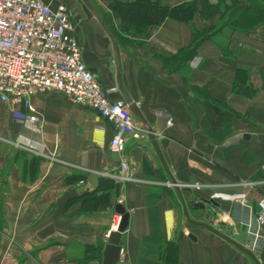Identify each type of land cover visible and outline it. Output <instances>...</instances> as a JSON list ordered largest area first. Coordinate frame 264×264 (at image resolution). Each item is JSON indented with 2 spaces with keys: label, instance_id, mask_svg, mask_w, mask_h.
Instances as JSON below:
<instances>
[{
  "label": "crops",
  "instance_id": "0c3cea01",
  "mask_svg": "<svg viewBox=\"0 0 264 264\" xmlns=\"http://www.w3.org/2000/svg\"><path fill=\"white\" fill-rule=\"evenodd\" d=\"M111 1L91 0L96 16L84 0H69L79 7L74 22L83 58L106 86L119 87V65L164 162L136 115L144 136L129 139L126 150L136 181L120 184L121 158L109 149L114 127L97 111L62 94L36 96L33 110L0 100V264H101L122 195L130 213L124 264H138L142 240L152 234L155 197L180 264H257L231 241L187 221L173 178L186 203L218 204L189 210L192 218L233 226L264 264V242L253 250L245 226L264 197V0H208L218 5L208 16L199 0L190 22L166 18L131 42L119 38L122 20ZM120 95L119 88L113 96ZM91 192L98 198H87Z\"/></svg>",
  "mask_w": 264,
  "mask_h": 264
},
{
  "label": "built area",
  "instance_id": "2783aa9c",
  "mask_svg": "<svg viewBox=\"0 0 264 264\" xmlns=\"http://www.w3.org/2000/svg\"><path fill=\"white\" fill-rule=\"evenodd\" d=\"M73 8L69 0H0V100L33 110L36 96L62 94L73 104L97 111L114 127L109 149L121 158L117 181L134 182L136 168L128 159L127 142L142 138L143 128L126 100L113 96L119 87L106 86L84 61ZM30 120L37 121V115L31 114ZM123 202L122 195L117 203ZM121 221L122 214L115 211L106 240ZM245 226L256 250L264 242L263 196Z\"/></svg>",
  "mask_w": 264,
  "mask_h": 264
},
{
  "label": "trees",
  "instance_id": "16d2710c",
  "mask_svg": "<svg viewBox=\"0 0 264 264\" xmlns=\"http://www.w3.org/2000/svg\"><path fill=\"white\" fill-rule=\"evenodd\" d=\"M205 9V16L210 15L218 8V5L211 4L208 0H201ZM198 1H189L176 5L163 4L159 0H112L110 8L118 14L122 20V30L125 33L144 34L146 26L149 29L161 24L166 18H174L190 22L198 9ZM138 8L141 10L138 12ZM125 11V14H124ZM254 11H252V16ZM136 17L137 23L132 22ZM129 19L131 21H129ZM192 57L195 52L193 48ZM187 58V59H188ZM116 190L119 188L114 184ZM87 198L97 199L98 193L91 192ZM154 197V195H153ZM93 201V200H92ZM157 198L152 201L151 221L152 234L145 236L142 240V247L138 264H180L179 247L176 241H168L162 228Z\"/></svg>",
  "mask_w": 264,
  "mask_h": 264
},
{
  "label": "water",
  "instance_id": "95a60500",
  "mask_svg": "<svg viewBox=\"0 0 264 264\" xmlns=\"http://www.w3.org/2000/svg\"><path fill=\"white\" fill-rule=\"evenodd\" d=\"M85 3L93 10V12L96 14V16H99V12L96 10V7L93 5L91 0H84ZM112 38L114 39V44H115V49L117 50V42L115 37L112 35ZM118 82H119V88L120 91L126 100L127 104L129 105L131 111L137 115L143 122L144 124L148 127L150 133V136L153 138V144L155 148L158 151V154L160 155L161 159L163 160L162 153L160 149L158 148L157 142L154 139V133L152 128L148 126V123L146 122L138 104L134 99L128 96V94L125 92V89L122 84V79H121V71L118 65ZM246 137H249L250 135L247 133L245 134ZM164 162V160H163ZM165 164V163H164ZM167 167V166H166ZM168 169V167H167ZM170 173V172H169ZM171 176V174H170ZM173 184L176 186V190L179 194V196L182 199L183 202V209H184V214L187 218V221L190 222L191 224L195 225H200L204 226L216 234L222 236L223 238L231 241L233 244H235L238 248L249 254L256 262L259 264V261L256 257V255L248 248H246V239L242 235L240 231H234L233 226L229 225L228 223L224 221H219V227L216 228L213 224L208 223V222H203V221H198L192 218V216L189 213V210H195V209H204L207 205L212 206L213 208H217L218 204L213 200V199H202L198 202L191 201L186 203L185 199H183V195L181 192V189L179 187V183L173 178ZM116 211L122 214V221L121 225L119 227L118 231H113L108 238L104 250H103V260L101 264H124L122 260V244H121V239H122V234L123 232L127 229L129 225V219H130V213L127 211L126 207L123 204H117L116 205ZM213 215L215 218L219 219L218 213L215 210L213 212ZM225 229L227 232L222 231L220 228ZM190 237L192 239H196V237L193 234H190Z\"/></svg>",
  "mask_w": 264,
  "mask_h": 264
},
{
  "label": "rangeland",
  "instance_id": "374dc122",
  "mask_svg": "<svg viewBox=\"0 0 264 264\" xmlns=\"http://www.w3.org/2000/svg\"><path fill=\"white\" fill-rule=\"evenodd\" d=\"M82 2V1H81ZM82 4H83V2H82ZM74 8H75V13H74V16L76 17V18H78V17H80V14H78V10H77V8H79L78 6H76V4L75 5H72ZM84 6V8H86V6L85 5H83ZM138 10V12L141 10V8H138L137 9ZM116 14V13H115ZM124 14H125V11H124ZM117 15V14H116ZM129 21H131L130 19H129ZM132 22H134V23H137V19H136V17L132 20ZM144 26H146V28H144L145 29V32H144V34H136L135 32H134V30L131 32V33H125V31H123L122 29L120 30H118L117 29V33H118V35H119V38L120 39H122V35L121 34H125V41L126 42H131V37H132V35L134 36V35H137V36H140V35H147V32L150 30L149 29V25H144ZM120 97L122 98V96L120 95ZM205 222H208V223H212V222H214L213 220H211V218H208V220L207 221H205ZM216 224V223H215Z\"/></svg>",
  "mask_w": 264,
  "mask_h": 264
}]
</instances>
